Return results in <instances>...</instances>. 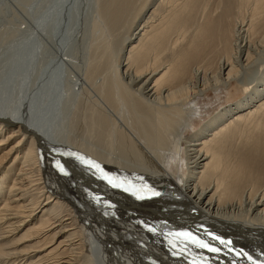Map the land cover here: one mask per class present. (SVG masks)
<instances>
[{"label":"bare ground","instance_id":"1","mask_svg":"<svg viewBox=\"0 0 264 264\" xmlns=\"http://www.w3.org/2000/svg\"><path fill=\"white\" fill-rule=\"evenodd\" d=\"M128 1L113 0L115 11ZM141 21L125 35L124 59L101 95L110 104L113 88L123 90L116 97L143 118L142 139L157 164L150 167L125 133L115 140L116 125L99 108L91 153L103 175L107 167L124 177L121 187L99 192L58 155L47 115L0 105V264H95L102 240L109 251L126 243L122 264L136 248L155 245L173 252V264H264V70L246 73L264 48V0H154ZM235 83L243 97L212 114L183 146L191 101ZM183 151L188 172L175 178L171 166ZM43 166L54 192L41 182ZM151 168L154 178L146 173ZM144 183L159 194L136 187Z\"/></svg>","mask_w":264,"mask_h":264},{"label":"rangeland","instance_id":"2","mask_svg":"<svg viewBox=\"0 0 264 264\" xmlns=\"http://www.w3.org/2000/svg\"><path fill=\"white\" fill-rule=\"evenodd\" d=\"M152 1L154 0H129L122 10L115 11L117 6L113 0H0V105H3V108L7 107L9 111L34 113L37 114L36 117L47 115L51 123H55L51 132L54 138L51 140L55 142L54 147L58 155L69 163L71 168L75 167L82 171L86 178L85 184L89 188L100 186L102 189L100 188L99 192L105 193L110 188L121 187H118L121 184L119 177L122 179L124 177L120 173L116 174V177L113 171L106 169L107 167L103 175V163L97 161L91 153L99 139L97 127L94 126L97 121V114L94 113L97 109L100 108L106 113L108 122L115 123V140L119 139L121 132L125 133L133 140L132 142L140 145L143 158L150 167L158 161V156L142 139L145 130L144 127L141 128V122L137 118H143L129 113L126 101L122 103L121 94L116 97V93L123 90L113 88L115 95L113 103L110 104L105 96L101 95V92L104 94V90L107 91L109 83L112 84L111 79L116 78L114 75L116 67L121 56L124 59V50L127 48L126 37L142 23L141 20ZM263 56L262 47L258 55H255L254 63L246 70L247 75L253 74L256 68L258 71L264 70V63L261 64L262 67L258 66ZM122 69L121 67L120 70ZM242 88L240 84L237 86L235 83L227 90H209L206 95L194 98L190 103L191 123L184 130L182 145L185 146L188 137L222 106L242 98L245 93ZM133 89H136V86H129V90L135 91ZM170 138L176 140L173 135ZM180 156L175 157L171 166L175 178H180L182 174L188 172L185 151ZM39 168L37 171L45 189L53 191V186H49L52 183L47 168L44 167V170ZM106 172L107 174L109 172V176ZM155 172L153 168L146 169V173L153 178L158 174ZM148 184L136 187L143 191L147 189L149 197L154 198L156 192L150 191ZM71 211L77 218L76 212L73 209ZM86 215L89 217V214ZM101 228L104 227H100L99 232ZM105 230L106 228L101 231V237H106ZM137 236L134 237L138 238ZM124 243L121 242L119 248L128 249ZM105 244L107 241L104 243L102 240L101 246L97 248V254L93 256L95 264H122L119 259L123 258L126 251L116 247L109 251ZM86 245V253L91 255L92 247L89 242H86ZM162 249L156 245L144 250L136 248L137 257L132 256L135 260L128 258V263L125 261V264H173L167 258V254L170 256L172 251ZM109 252L111 253L108 254ZM107 254L108 257L105 256Z\"/></svg>","mask_w":264,"mask_h":264},{"label":"snow or ice","instance_id":"3","mask_svg":"<svg viewBox=\"0 0 264 264\" xmlns=\"http://www.w3.org/2000/svg\"><path fill=\"white\" fill-rule=\"evenodd\" d=\"M97 167H98V166H97ZM156 194L158 195L159 193H156ZM147 227H149V230H155V229H153L151 226H147ZM186 235H189V236H190L191 234H186ZM217 239H219V237H217ZM193 242L198 243V246H200V247L209 248V245L206 244V243L199 242V241H193ZM221 243H224V241L221 240ZM229 243H230V242H229ZM209 250H210V251H213V252H217V251H219V249L214 248V247L210 248Z\"/></svg>","mask_w":264,"mask_h":264}]
</instances>
